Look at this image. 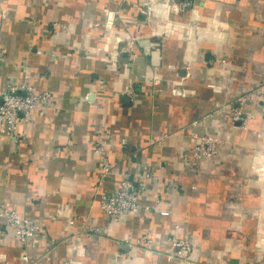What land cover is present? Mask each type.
Wrapping results in <instances>:
<instances>
[{"label":"crops","instance_id":"1","mask_svg":"<svg viewBox=\"0 0 264 264\" xmlns=\"http://www.w3.org/2000/svg\"><path fill=\"white\" fill-rule=\"evenodd\" d=\"M188 1L0 0V91L51 96L0 137V209L44 231L20 245L0 219V264H183L173 237L194 264H264V120L246 101L254 136L228 111L264 85V0ZM200 137L223 142L209 160ZM124 175L146 179L142 210L112 224L98 196ZM82 218L100 234L77 236Z\"/></svg>","mask_w":264,"mask_h":264},{"label":"built area","instance_id":"2","mask_svg":"<svg viewBox=\"0 0 264 264\" xmlns=\"http://www.w3.org/2000/svg\"><path fill=\"white\" fill-rule=\"evenodd\" d=\"M173 4V8H190L191 2L188 0H178ZM114 23V14L107 13L105 25L111 27ZM159 84L158 79L153 81V85ZM51 96L48 92H40L28 83H8L0 91V137L7 136L12 142H20L18 126L30 123L36 111L50 107ZM259 101L260 106L257 112L264 120V85L259 86L251 95L238 98L233 104L228 105L232 124H239L242 130H249L252 135H257L252 119L251 112L244 110L245 103L249 100ZM223 142L213 137H200L197 144L191 149L190 154L193 160H209L218 152V148ZM99 157L100 167L103 175L110 172L111 166L105 154L104 147L99 144L94 148ZM146 186V179L122 176L119 187L109 195L98 196V208L101 210L106 220L110 223H117L122 216L137 214L142 210L140 196ZM0 219L7 229L14 232L15 238L20 245H25L34 236L43 234V227L35 220L20 216L14 210L0 209ZM80 225L76 227L77 236L87 238L100 234V230L89 224L86 218H82ZM150 235H143L136 241V246L149 248ZM174 252L170 254L168 260H179L183 264H194L192 257L193 251L190 242L185 238H175L171 240Z\"/></svg>","mask_w":264,"mask_h":264}]
</instances>
